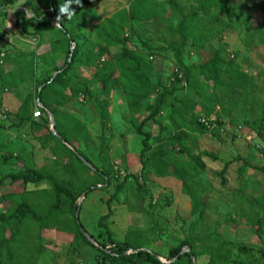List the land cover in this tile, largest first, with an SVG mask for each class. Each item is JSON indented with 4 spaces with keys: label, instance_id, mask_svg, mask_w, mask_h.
Masks as SVG:
<instances>
[{
    "label": "rangeland",
    "instance_id": "1",
    "mask_svg": "<svg viewBox=\"0 0 264 264\" xmlns=\"http://www.w3.org/2000/svg\"><path fill=\"white\" fill-rule=\"evenodd\" d=\"M132 1L94 0L93 10L97 19L91 20V16L85 14L81 18L94 26L114 12L128 8ZM224 1L231 9V22L218 9L216 19L204 17L201 22L215 32V37L206 46L203 55L186 46L184 64H198L209 57L210 48H224L221 54L228 58L230 53L229 58H234L240 69L254 78L256 89L252 97L264 101V49L260 46L252 49L253 44L247 36L246 28L247 21L256 24L260 20L261 16L256 13V8L264 6V0ZM157 2H160L157 6L161 8L159 16L147 22H132V35L127 45L139 56L152 52V80L167 88L175 87V95L185 96L187 91L179 90L182 82L180 84L174 80L178 67L170 48L171 42L179 41L175 28L180 16L165 2ZM176 2L185 13L197 6L196 0ZM211 10L214 11L215 8L212 7ZM45 11L40 8L39 13L44 14ZM0 13H4L0 16V49L5 52V60L0 65V178L28 168L46 169L53 173L60 186L78 192L99 182L97 180L100 175L97 173L108 174L107 183L98 184L96 189L78 199L79 224L92 236V242L87 240L77 244L74 234L65 230L71 226L74 217L73 210L66 205V212L58 214L61 224L56 228L41 229L31 216L24 218L19 224L20 235L10 241L9 250L13 259L6 262L4 248L1 251L2 264H115L110 259L105 262L102 253L97 251L98 244L106 245L105 250L112 246L102 227L98 226L99 219L108 210L111 215L102 224L107 226L112 240L123 242L128 233L138 232L143 237L139 238L141 249H147L165 261L172 262L167 260L170 249L185 240L219 234L222 240L219 254L227 257L223 264H264V235L257 236L254 233L261 228L256 222L264 223V210L256 201L264 193V173L254 168L264 164V159L261 158V152L264 154V128L260 129L256 122L264 111V105L259 110L247 113L243 111L244 106L237 103V92L217 89L227 113H222L221 105L215 107L210 117L216 120V128L188 132L187 139L182 142L183 146L178 142L162 143L176 158L189 160L192 156H199L205 164L206 169L197 180L205 188L206 210L201 219H198L197 215L191 213L190 200L183 194L179 181L173 177L159 178L151 173L142 177L144 172L141 171L139 158L142 136L136 133L131 124L126 97L121 87L115 85L112 89L107 108L108 121L102 126L95 103L82 97L59 104V111L67 118L70 116L79 121L84 127L85 137L80 139L73 136L70 128L67 132L72 143L70 147L88 159L91 165L88 167L89 171L69 157L56 140L46 141L47 134L52 132L49 117L47 126L40 125L47 121V115L41 110L37 92L40 82L54 76L56 68L62 63V57L59 58L48 50L49 42L60 37V33L55 30L56 19H51L49 29L37 31L36 15L30 0H16L9 6L0 4ZM23 21H28L25 27L22 25ZM90 30L91 27L87 26L86 44L94 41ZM115 52L116 49L111 50L112 54ZM31 60L32 72L25 68L23 70V66H30ZM70 73L73 80L91 82L92 92L101 89L100 84L92 82L93 73L86 65L75 62ZM211 85L212 83L209 90L212 91ZM28 94L33 96L30 110L26 114L28 122L19 125L16 114ZM175 95L168 98L167 103ZM48 96L55 101L59 95L54 90H49ZM156 97L157 94L153 93L146 98L141 116L137 115L138 117L148 114L147 106L153 104ZM51 105L55 106L53 103ZM37 109L42 112L41 119L38 120L33 117ZM169 112L170 108L166 106L153 121L144 124L143 130L150 135L153 148L161 143L166 132H172ZM198 112L205 113L200 107L196 109L195 115ZM31 122L40 128H33ZM239 127L243 128V133L252 134L254 144H248L242 136H233ZM182 148L186 151L175 153L174 150ZM228 161L230 165L222 177L225 181L222 182L217 174ZM244 161L248 166L239 174L238 168ZM121 182L122 187L113 198L116 187ZM54 190V186L47 181L35 184L18 181L0 185V215L9 216L16 203L24 200L31 204L37 214L45 216ZM60 199L68 202L69 197L62 194ZM14 229L10 223L4 233L0 232V240L13 233ZM238 247L249 251L241 252ZM202 250L203 246H200L194 251ZM209 258V255L197 254L194 256V264H208Z\"/></svg>",
    "mask_w": 264,
    "mask_h": 264
},
{
    "label": "trees",
    "instance_id": "2",
    "mask_svg": "<svg viewBox=\"0 0 264 264\" xmlns=\"http://www.w3.org/2000/svg\"><path fill=\"white\" fill-rule=\"evenodd\" d=\"M15 1L0 0V4L2 6H9L13 5ZM160 1L165 2L180 16V21L175 28L179 41L171 42L170 48L173 51L175 64L178 67L174 80L180 84L182 82L179 90L185 89L187 91L185 96L175 95L177 93L175 87L167 88L152 80L151 61L154 57L151 54L152 52H147L146 56H139L127 45L132 35V22H147L159 16L161 8L159 5L157 6L160 3L157 0H133L128 8L114 12L110 17L98 21L94 26L81 18V15L85 14L90 15L91 20L97 19L93 10L94 0H80L79 5L73 0L69 5V10H74L75 13L71 19L66 14H60L61 5L65 4L67 0H30V5L36 15L37 31L49 29L53 17L61 25L60 28L55 27V30L60 33V37L49 42L48 50L50 53L57 54L59 58L62 57V63L56 68L54 77L50 76L40 82L39 87L41 86V90L39 93L37 92V100H39L42 106L43 113L47 115V121H43L40 125L41 127L48 125L49 116L47 111L49 110L54 118L55 129L58 135L70 146L72 143L67 129L73 130V136L78 137V139L85 137V130L79 121L70 116L67 118L63 112L59 111V104L82 97L86 101L95 103L102 126L108 121L107 108L112 89L115 85L121 87L126 97L131 124L136 133L142 136V149L139 156L141 171L144 172L142 177L145 178L147 173H151L159 178L173 177L179 181L183 194L190 200L191 213L197 215L198 219H201L206 210V192L204 186L197 180V177L205 171V164L199 156H192L189 160L176 158L171 155L167 146H162V143L178 142L183 146L182 142L187 139L188 132L199 131L201 128H205L198 122L199 116H210L216 106H222L217 89L225 88L226 90L229 89L230 92H237L239 94L237 103H241L244 106L243 111L245 110L247 113L259 110L264 105V101L259 100L257 97H252L253 91L256 89L254 78L242 71L240 66L234 62V58H229L230 53L228 54V58H225L221 54L224 48H210L207 59L189 66L184 64L183 55L186 51V46L192 47L203 55L206 52V46L215 37V32H212L210 27L201 22L204 17L216 19L218 9L231 22V9L224 0H196V8L189 13H185L176 0ZM212 7L215 8L214 11L211 10ZM40 8L46 10L44 14L39 13ZM257 12L261 16L258 23L251 24L249 21L246 22L247 36L253 44L252 49L259 46L264 49V6H258L256 8ZM256 13L255 15L257 16L258 14ZM1 15H4V13H0ZM27 23L28 21H23L22 25L25 27ZM68 25H71V27ZM87 26L91 27L90 32L94 36V41L89 44L85 43L87 40L85 34ZM112 49H116V52L113 54L111 53ZM70 54L72 58L68 61ZM75 62L86 65L89 70L91 69L93 73L92 82L100 84L101 89L92 92L91 82L87 80H73L70 70ZM32 65L33 60H31L28 68L26 65L23 66V70L25 68L29 72H32ZM180 74L181 76H179ZM210 83L213 86L212 91L209 90ZM49 90H54L56 95H59L55 101L48 96ZM153 93H156L157 97L153 104L147 106L148 114L142 118L138 117L137 115L141 116L144 101ZM173 95L175 96L171 102L167 103L168 98ZM32 98V94H28L16 114L19 125H24L28 122L26 114L30 110ZM51 103L55 104V106L52 107ZM248 103L249 105H247ZM166 106L170 108L168 120L172 125V132H166L161 143L153 148L150 143V135L143 130L144 124L148 121H153ZM198 107L206 114L198 112L195 115ZM222 113H227L224 106H222ZM218 116L221 118L219 114ZM256 122L260 129L264 128V111ZM30 124L35 129L40 128V126L33 122ZM49 139L56 140L66 150L69 157L82 164L88 171L90 170L89 166L85 165L75 152L67 148L66 145L50 132L47 134L46 141ZM174 151L177 154H181V151H186V149L182 148L181 150ZM77 153L88 161L82 153L78 151ZM206 155L210 156V154ZM229 165V161L225 162L222 170L217 175L222 178ZM245 166H248L246 161L238 168L239 174H242ZM254 168L264 173V164L261 167ZM97 174L100 175L97 180L99 182L95 183L92 187L84 188L78 192L72 189L67 190L60 186L53 173L46 169L34 170L28 168L22 172L1 177L0 185H4L5 183L14 184L18 181L24 184L47 181L54 186L55 192L45 216L37 214L31 204L24 200L16 203V207L9 216L5 214L0 215L1 233L7 230L10 223L15 228L13 233L6 237L3 236L0 240V263L2 264L1 251L4 248L7 255L6 262L12 261L13 254L9 250L10 241L20 235L19 224L24 218L31 216L38 222L41 229L48 227L56 228L61 224V219L59 218L58 220V214L66 212L64 210L66 205L67 208L73 210L74 217L70 224L71 226L66 227L65 230L74 234V240L77 244L87 242V238L80 231L81 225L78 224L75 213L80 204L78 202L80 196L83 194L87 195L90 190L96 189L98 184L107 183V173ZM223 181L225 180L222 178ZM122 183L117 185L113 198L119 193ZM62 194H66L69 197L68 202L60 199ZM256 201L264 210V193ZM110 215L111 211L108 210V213L98 221V226L102 227L109 238V244L112 245L109 250H105L106 245L98 244L97 246V251L102 253L105 262L110 259L115 264H164L154 254L141 249L142 246L139 238L143 237L139 236L138 232L128 233L123 242L112 240L107 226L102 224ZM12 219L15 220L11 221ZM256 223L261 228L255 230L254 233L257 236L264 235V223L258 221ZM221 243L222 240L219 234H209L203 238H190L170 249L167 260L172 261L169 264H192V259L188 253L180 254L181 250L187 246L191 249L193 256L197 254L209 255L208 264H223V261L227 260V257L219 254L218 250L221 247ZM200 246H203L202 251H194ZM238 250L244 253L249 251L244 247H238ZM174 258L177 259L173 260Z\"/></svg>",
    "mask_w": 264,
    "mask_h": 264
},
{
    "label": "water",
    "instance_id": "3",
    "mask_svg": "<svg viewBox=\"0 0 264 264\" xmlns=\"http://www.w3.org/2000/svg\"><path fill=\"white\" fill-rule=\"evenodd\" d=\"M54 19H55V17H53ZM56 24H57V27L58 28H60L61 27V25H60V23L56 20ZM70 59H71V54H70V58H69V60L68 61H70ZM55 76V75H54ZM53 76V77H54ZM40 90H41V87H39V89H38V93L40 92ZM38 103H39V100H38ZM40 104V103H39ZM41 105V104H40ZM47 113H48V115H49V123H50V129H51V132H52V134L55 136V137H57L64 145H66V146H68L69 147V149H71L73 152H75V154L82 160V162L84 163V164H86L87 166H91L90 164H89V162L88 161H86L81 155H79L78 153H77V151L75 150V148H73V147H70L66 142H65V140L63 139V138H61L59 135H58V133H57V131H56V129H55V121H54V118H53V116H52V114H51V112L48 110L47 111ZM84 195V194H83ZM79 209H80V204H79V206H78V210H77V212H76V219H77V222H78V224H79V219H78V216H79ZM80 231H81V233L87 238V240H90L91 242H92V237H91V235L90 234H88L86 231H85V229L83 228V227H81L80 226ZM143 250H145V251H148V252H150L151 254H154L153 252H151V251H149V250H147V249H143ZM183 253H188L189 255H190V258L192 259V264H194V256H193V254H192V252H191V249L189 248V247H187V246H185L182 250H181V252H180V254H183ZM155 255V254H154ZM156 256V258L160 261V262H162V263H164V264H169V263H171V262H168V261H165V260H163V259H161L160 257H158L157 255H155ZM177 258H174L173 260H176Z\"/></svg>",
    "mask_w": 264,
    "mask_h": 264
},
{
    "label": "built area",
    "instance_id": "4",
    "mask_svg": "<svg viewBox=\"0 0 264 264\" xmlns=\"http://www.w3.org/2000/svg\"><path fill=\"white\" fill-rule=\"evenodd\" d=\"M4 58H5V52L0 49V65L3 64ZM39 108H40V106H39ZM41 114H42V112L37 109V111L33 113V117L35 119L40 118ZM198 122L200 124H202L206 129H214V128H216V120L214 118L210 117V116L201 115L198 118ZM243 131H244L243 128L239 127L238 129H236L235 133H233V130H232V133H233V136H235V135L236 136H242L249 143H252V134L251 133H243ZM258 147L259 146L257 145L256 149H258ZM261 158L264 159V154L262 152H261Z\"/></svg>",
    "mask_w": 264,
    "mask_h": 264
},
{
    "label": "clouds",
    "instance_id": "5",
    "mask_svg": "<svg viewBox=\"0 0 264 264\" xmlns=\"http://www.w3.org/2000/svg\"><path fill=\"white\" fill-rule=\"evenodd\" d=\"M73 2V0H67V2L63 5H61L60 7V14L64 15L66 14L68 16L69 19L72 18V16L75 14L74 10L70 11L69 10V5ZM74 2L79 5L80 4V0H74Z\"/></svg>",
    "mask_w": 264,
    "mask_h": 264
},
{
    "label": "crops",
    "instance_id": "6",
    "mask_svg": "<svg viewBox=\"0 0 264 264\" xmlns=\"http://www.w3.org/2000/svg\"><path fill=\"white\" fill-rule=\"evenodd\" d=\"M39 106V105H38ZM38 119H41V117L40 118H37L36 120H38ZM244 140H246L245 138H244ZM246 142L248 143V144H250L247 140H246ZM253 144L255 143V142H252Z\"/></svg>",
    "mask_w": 264,
    "mask_h": 264
}]
</instances>
